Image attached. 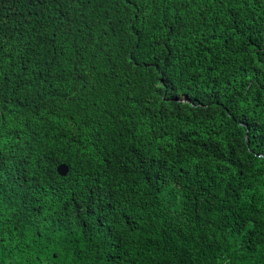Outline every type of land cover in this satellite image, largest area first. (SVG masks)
Segmentation results:
<instances>
[{"label":"trees","instance_id":"trees-1","mask_svg":"<svg viewBox=\"0 0 264 264\" xmlns=\"http://www.w3.org/2000/svg\"><path fill=\"white\" fill-rule=\"evenodd\" d=\"M0 264H264V0H0Z\"/></svg>","mask_w":264,"mask_h":264},{"label":"water","instance_id":"water-1","mask_svg":"<svg viewBox=\"0 0 264 264\" xmlns=\"http://www.w3.org/2000/svg\"><path fill=\"white\" fill-rule=\"evenodd\" d=\"M56 170L60 176H64L68 171V166L64 163H60L57 165Z\"/></svg>","mask_w":264,"mask_h":264},{"label":"clouds","instance_id":"clouds-1","mask_svg":"<svg viewBox=\"0 0 264 264\" xmlns=\"http://www.w3.org/2000/svg\"><path fill=\"white\" fill-rule=\"evenodd\" d=\"M183 101H188V98L186 96L183 97ZM57 167V166H56ZM59 175V174H58Z\"/></svg>","mask_w":264,"mask_h":264}]
</instances>
